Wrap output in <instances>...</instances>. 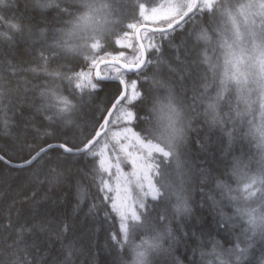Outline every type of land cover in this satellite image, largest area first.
<instances>
[{"label":"trees","instance_id":"1","mask_svg":"<svg viewBox=\"0 0 264 264\" xmlns=\"http://www.w3.org/2000/svg\"><path fill=\"white\" fill-rule=\"evenodd\" d=\"M136 2L0 0V156L7 162L23 163L51 144L71 146L74 138L78 141L92 130L119 85L93 79L95 90L76 89L71 78L76 71H85L83 66L97 52L109 46L111 51L121 50L114 41L139 19ZM89 6L99 7L106 21L107 42L96 50L88 42L94 32L74 25ZM212 13L196 15L190 22L211 20ZM180 33L172 34L171 46L168 40L161 42L162 55L149 54L151 63L144 75L126 74L127 81H138L144 96L129 106L134 112L132 128L144 140L152 141L162 115L154 111L165 95L160 75L191 97L196 69L185 60ZM57 97L68 101V113L58 114ZM246 125V120L216 126L197 121L190 137L191 155L184 158V163L188 160L199 168L192 192L187 189L190 211L184 216L174 213L178 199L165 191L155 201L145 198L147 208L138 212L145 222H128L127 240L120 231V218L100 190L95 158L54 148L25 168L0 161V264H126L128 244L140 238L142 229L165 232L161 248L167 252L155 251L152 264H219L216 253H226L245 240V224L229 197L245 176L264 172V154L253 147ZM233 162L240 165L238 174L223 191L215 182L208 184L210 174L224 175ZM262 256L264 242L255 238L245 264H261Z\"/></svg>","mask_w":264,"mask_h":264},{"label":"snow or ice","instance_id":"2","mask_svg":"<svg viewBox=\"0 0 264 264\" xmlns=\"http://www.w3.org/2000/svg\"><path fill=\"white\" fill-rule=\"evenodd\" d=\"M39 6L44 7L45 5L40 4ZM89 8L90 12L97 10L92 6H89ZM205 10L210 12L215 11L214 0H183V4L176 3V0H163V2L151 0L150 3L146 2V0H137L134 5V11L139 19L129 23L127 30L117 36L114 41L116 47L121 50L114 52L109 50V46L97 52L83 66L87 67L88 71H76L71 78L76 89H80L82 86L81 82L86 81L87 86L95 90L98 87L97 83L92 80V71L95 70L97 81L102 78L113 79L118 83L119 87L110 101V106L101 110V114L94 121L91 131L87 134L82 133V138L78 141L74 138L71 146L67 143H60L56 146L48 145V148L52 149L56 147L62 149L63 153L72 156L98 157L100 172L115 176V187L111 185L109 180L101 178L100 190L101 192L115 193V195L110 197L111 208L120 217V231L125 240L128 239L130 232L127 223L128 218L130 217L133 221H140L142 217L138 212L140 209L147 208V205L144 199L137 198L133 200L129 192V178L121 171V154H124L132 165L133 172L131 176L135 177L136 187L143 194V197H151L153 201L161 197V187L153 182V173L159 172V169L155 163L146 161L154 153H159L164 158H169L173 155L170 137H166L168 145L166 150L160 144L145 141L131 127L127 126L134 119V112L129 108L131 102L133 100L142 102L144 96L138 90V81H127L125 74L136 72L138 75H144L143 69L151 63L149 54L159 53L162 55L161 42L168 40L171 46L172 34L177 31L182 32L188 21L195 18L198 12ZM225 11L231 21L233 33L236 39L239 40L243 35L240 31L241 20L245 24H248L251 23L255 16H259L264 21V0H243L235 8L234 12L230 10ZM88 18L84 17L82 19L87 20ZM91 47L96 50L101 48V45L97 41L92 43ZM227 47L229 48V59L226 63L235 66L240 62L243 50L233 52L231 51L232 45H227ZM254 47L259 50L260 58L258 62L261 65V70L264 71V43L254 45ZM125 50H130V52H126ZM179 60L180 56L178 55L177 61ZM101 66L104 67L102 68ZM106 70L111 71H108L107 75H105ZM112 72H115L116 75L113 76ZM233 78L236 79L235 74H233ZM129 87L131 88V93H129ZM57 99L62 105L60 111L69 110L70 105L66 99L60 97H57ZM170 108L171 106L168 105L167 109L169 111L167 115L169 119H171ZM154 111L165 115L166 106L160 105L158 109L154 108ZM122 121L125 126L114 130L113 126H120ZM102 137L105 138V142L97 151V147L101 145ZM109 137L114 141L110 153L108 152L109 144L107 142V138ZM130 138L135 140V144L139 145L140 149L146 152V155H132L128 144L124 143V141ZM42 154L46 155L47 150L41 148L31 160L25 161V165H30L37 158H41ZM3 159L4 157L0 156V160ZM112 168H115V173L111 172ZM241 183L243 186V197L230 196L229 198L233 200L257 201L260 207L253 208L247 205L236 207V214L241 218H247L248 227L243 230L245 240L242 243H237L234 248L229 249L226 253H216V255L221 257L220 264H233L231 259H223L225 255L229 258L234 257V264H245L246 257L249 255V249L254 246L255 237L258 235L260 240L264 242V214H262L264 212V172L253 176H245ZM227 191L231 192L232 190L227 189ZM129 201H132L131 205H129ZM177 211H188L180 197H178ZM225 226H228L227 223ZM113 239L117 238L114 236ZM144 243L157 252H167V250L161 248V245L157 242V238H154L151 242L146 241ZM138 256L142 258L144 253L140 252ZM165 264H167V261H165ZM261 264H264V256L261 258Z\"/></svg>","mask_w":264,"mask_h":264},{"label":"clouds","instance_id":"3","mask_svg":"<svg viewBox=\"0 0 264 264\" xmlns=\"http://www.w3.org/2000/svg\"><path fill=\"white\" fill-rule=\"evenodd\" d=\"M96 9L94 12H84L74 25L94 32L89 37V44L99 41L103 45L107 42V36L104 34L106 21L100 8ZM230 11L234 12L235 9ZM210 15L214 17L211 20L197 23L188 21L180 33L186 50L185 60L196 69V78L190 89L191 97L188 98L184 90L178 91L177 86L164 75L159 77L160 87L165 93L160 103L166 106L162 131L166 137H170L173 155L181 160L182 166L185 167L184 180L186 185H191V192L194 184L193 170L188 160L184 163V158L188 156L191 132L197 121L203 119L207 124L216 126L230 121L246 120V135L253 147L264 153V71L258 62L259 50L254 47L264 43V21L261 20L251 31L242 30L243 35L237 40L226 11L220 15L214 11ZM84 17L89 18L84 20ZM227 45H232L233 52L243 50L241 60L235 66L226 63L229 59ZM168 105L171 106V119L167 115ZM239 167L238 163L233 162L224 175L210 174L208 184L215 182L216 188L223 191L230 178L238 174ZM190 200L191 195L183 200L187 212H178L175 205L172 211L184 216L190 211ZM259 207V203L253 201V208ZM239 218L248 226L246 217ZM142 219L143 224L145 219ZM138 235V240L128 244L126 264H152L151 257L155 250L144 242L157 238L161 245L166 237L165 232L159 229H142ZM140 252L144 253L142 258L138 256Z\"/></svg>","mask_w":264,"mask_h":264},{"label":"rangeland","instance_id":"4","mask_svg":"<svg viewBox=\"0 0 264 264\" xmlns=\"http://www.w3.org/2000/svg\"><path fill=\"white\" fill-rule=\"evenodd\" d=\"M223 1L227 2V0H214L215 12H216L217 15L222 14L225 10H234L241 2H243V0H238V1L233 2V3H229V2L226 3V2H223ZM160 2H163V0H161ZM176 3L183 4V0H176ZM204 13H210V11L205 10L203 12H198L197 15H203ZM261 20L262 19L259 16H255L252 19L251 23H248V24H245L243 22V20H241L240 31L241 32H242V30L243 31H251L252 29L256 28V26L260 23ZM86 32L90 33V32H93V31L91 29L87 28ZM125 51L126 52H130V50H125ZM85 71H88V68H86ZM108 71H111V70H106L105 71V75H107ZM92 73H93V71H92ZM112 75L115 76L116 73L112 72ZM125 77H126V74H125ZM92 80H93V77H92ZM93 82H95V81L93 80ZM81 85H82L81 88L91 89V88H89L87 86V82L86 81H82ZM129 93H131V88L130 87H129ZM56 104H57L56 105V109H57L58 114L63 115L64 113H68V110L67 111H60L61 104L59 102L56 101ZM163 117H164V115L162 114L157 119V121H158V123H157L158 125L157 126L158 127H156V130L154 131V133H152L151 137L149 138L152 141H149V140H145V141H149L151 143L160 144V145L164 146L166 148V150H167V146L168 145H167L166 136L163 134V131H162ZM132 122H133V120L127 126L132 128ZM123 126H125V125H124V122L122 121L120 126H113V129L114 130H118L120 127H123ZM132 130H133V128H132ZM153 141H156V142H153ZM104 142H105V138L102 137L101 138V145L97 147V151L99 150L100 147L103 146ZM107 142L109 144L108 152L110 153L111 152V148H112V146L114 144V141L111 140V138L109 137V138H107ZM124 143L128 144L129 151L132 153V155H146V152L144 150L140 149L139 145L135 144V140L134 139L130 138L129 140L124 141ZM188 155L190 156L191 152H189ZM88 157L95 158L96 161H97V164H98V168H99V163H98L99 158L98 157H93V156H88ZM149 161L155 163L156 166L159 169V172L153 173V182L156 183L157 186L161 187V195L165 191L171 197H174L176 199H178V197H180L182 200H184V198L187 196V189H189L191 187V185H186V182L184 180L185 168L181 165V160H178L175 155H172L169 158H164V157L160 156L159 153H154L153 156L149 157V160L146 161V162H149ZM191 167H192V170H193V178H195L196 177L195 173L198 172L197 170L199 168L195 169L192 165H191ZM121 171L125 174L126 177L129 178V182H128L129 192L132 195L133 200L137 199V198L145 199V197H143V194L136 187L135 177L131 176V173L133 172L132 165L129 162V160L125 157L124 154H121ZM111 172L115 173V168H112ZM98 178H99V181L101 180V178H103L105 180H109L111 185L113 187H115V176L114 175H110L109 173H103V172H100V170H99ZM241 181H242V179L235 186L236 187L235 188L236 192L233 195L234 197L237 196V195L239 197H242L244 195L243 186H242ZM239 188H241V190ZM145 190H146V188H145ZM103 194H104L105 198L107 200H109V202L111 204L110 197L115 195V193L114 192L113 193H108V192L105 191V192H103ZM147 198H151V197H147ZM233 202L236 203V207L237 206L243 207L245 205H247L249 207H253V201H244L243 199H240V200H237V201L234 200ZM128 203H129V205H131L132 201H129ZM131 221H133V220H131V218L129 217L127 223L131 222ZM245 227L247 228L248 226L245 224ZM255 238L260 239V237L258 235ZM223 259H224V257H223ZM229 259H231V258H229ZM234 259L235 258L232 257L233 264H234ZM225 260H226V258H225ZM219 264H220V262H219Z\"/></svg>","mask_w":264,"mask_h":264},{"label":"water","instance_id":"5","mask_svg":"<svg viewBox=\"0 0 264 264\" xmlns=\"http://www.w3.org/2000/svg\"><path fill=\"white\" fill-rule=\"evenodd\" d=\"M102 68L104 67V66H101ZM128 74H136V72H129ZM92 77H93V79L95 80V81H97L96 80V77H95V70H93V73H92ZM98 81H103V82H116L115 80H113V79H104V78H102V79H100V80H98ZM51 145H53V146H56V145H59V144H51ZM58 149V148H56V147H53L52 149ZM44 149H46L47 151L48 150H51V149H49L48 148V146H46V147H44ZM60 150H62V149H60ZM40 151V150H39ZM38 151V152H39ZM63 151V150H62ZM36 155V153L33 155V156H35ZM70 155V154H69ZM32 156V157H33ZM32 157L29 159V160H31L32 159ZM38 159V158H37ZM36 159V160H37ZM35 160V161H36ZM1 162H3L4 164H6V165H8V166H10V167H13V168H25V167H28V166H30L32 163H34L35 161H33L30 165H25V162H23V163H20V164H14V163H10V162H7L5 159H3V160H0ZM23 165V166H22Z\"/></svg>","mask_w":264,"mask_h":264},{"label":"bare ground","instance_id":"6","mask_svg":"<svg viewBox=\"0 0 264 264\" xmlns=\"http://www.w3.org/2000/svg\"><path fill=\"white\" fill-rule=\"evenodd\" d=\"M113 34V33H112ZM73 84V83H72ZM46 146V145H45ZM10 167V166H9ZM239 183V182H238ZM240 186V185H239ZM238 189V188H237ZM240 190H241V188H239ZM170 192V191H169ZM229 194V193H228ZM238 196V195H237ZM234 197V196H233ZM243 197V196H242ZM234 201V200H233ZM237 201V200H236ZM245 201V200H244ZM247 203V202H246ZM231 206V205H230ZM233 209H235L236 207H235V205H234V207H232ZM223 211V210H222ZM235 211V210H234ZM233 212V211H232ZM231 213V212H230ZM235 216V215H234ZM114 222V221H113ZM95 229V228H94ZM213 248V247H212ZM216 250V249H215ZM219 251V250H218ZM220 252V251H219ZM226 252H227V250H226ZM224 257V256H223Z\"/></svg>","mask_w":264,"mask_h":264}]
</instances>
